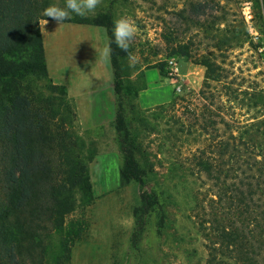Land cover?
<instances>
[{"label": "trees", "instance_id": "trees-1", "mask_svg": "<svg viewBox=\"0 0 264 264\" xmlns=\"http://www.w3.org/2000/svg\"><path fill=\"white\" fill-rule=\"evenodd\" d=\"M50 4L0 0V264H69L87 223L67 218L79 204L90 205L94 199L89 167L94 156L79 134L66 87L53 83L48 74L39 22L49 19L43 10ZM220 10L215 0L189 1L177 16L199 23ZM65 22L101 26L108 40L112 36L107 14L75 15ZM222 44L219 40L215 48L222 51ZM113 49L114 92L120 98L125 91L121 64L128 54L114 44ZM172 54L205 67L201 88L139 110L147 115L182 106L174 137L181 143H201L176 163L215 187L209 202L197 198L193 208L206 239V264H264V129L240 125L231 104L238 99L237 90L228 83L230 73L222 63L209 55L195 58L187 44H178ZM150 68L175 78L165 63ZM145 88L146 82L135 95ZM113 123L123 155L121 183L143 184L146 171L135 155L137 141L120 102ZM152 197L142 192L143 215L156 205Z\"/></svg>", "mask_w": 264, "mask_h": 264}, {"label": "rangeland", "instance_id": "rangeland-1", "mask_svg": "<svg viewBox=\"0 0 264 264\" xmlns=\"http://www.w3.org/2000/svg\"><path fill=\"white\" fill-rule=\"evenodd\" d=\"M189 1L198 0H102L94 13L84 16L107 14L112 21L125 16L137 26L129 50L136 60L131 63L127 56L121 64L125 91L120 98L115 95V103L116 109L117 103L123 105L137 141L135 155L146 176L143 184L117 181L123 155L113 121L84 132L78 128L87 152L94 156L89 163L94 199L90 205L79 204L67 218H83L87 223L72 247L69 264H206V239L193 208L197 198L209 202L215 187L211 180L204 184L176 163L201 143H181L174 137L179 126L175 117L183 116L182 106L143 115L135 94L145 84V71L162 63L175 76L178 89L174 97L198 91L205 67L172 54L178 44H187L195 58L209 55L228 69L227 81L237 90L238 99L231 104L240 125L256 124L263 130L264 0H215L222 10L214 11V18L202 17L199 23L187 13L188 19L177 16ZM51 2L63 6L65 0ZM219 40L222 51L215 48ZM151 69L158 74V68ZM164 90H170L168 83ZM145 116L150 118L143 121ZM143 191L156 200L146 215Z\"/></svg>", "mask_w": 264, "mask_h": 264}, {"label": "crops", "instance_id": "crops-1", "mask_svg": "<svg viewBox=\"0 0 264 264\" xmlns=\"http://www.w3.org/2000/svg\"><path fill=\"white\" fill-rule=\"evenodd\" d=\"M40 28L49 77L53 83L66 87L81 132L111 123L115 118L116 103L111 63L102 56L108 43L104 28L73 22L59 25L52 20L45 29ZM144 75L146 88L137 96L141 109L174 98L178 85L173 79L162 76L160 71L157 74L151 68ZM166 83L170 86L168 92L164 90Z\"/></svg>", "mask_w": 264, "mask_h": 264}, {"label": "clouds", "instance_id": "clouds-1", "mask_svg": "<svg viewBox=\"0 0 264 264\" xmlns=\"http://www.w3.org/2000/svg\"><path fill=\"white\" fill-rule=\"evenodd\" d=\"M102 0H65L64 5L50 4L43 10V16L55 21L57 24H62L70 20L72 14L84 17L90 13H94L101 5ZM49 19H44L39 22L40 27L45 29L49 23ZM137 33V26L135 22L129 17H119L114 19L112 36L102 51V56L109 60L114 51L113 44L120 51L128 54L131 63H134L136 58L129 51L132 41L135 39Z\"/></svg>", "mask_w": 264, "mask_h": 264}]
</instances>
